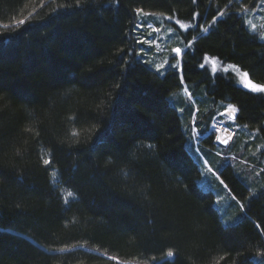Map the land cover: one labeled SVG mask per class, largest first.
I'll use <instances>...</instances> for the list:
<instances>
[{
    "label": "trees",
    "instance_id": "1",
    "mask_svg": "<svg viewBox=\"0 0 264 264\" xmlns=\"http://www.w3.org/2000/svg\"><path fill=\"white\" fill-rule=\"evenodd\" d=\"M259 5L0 0V264H264V94L200 67L215 57L264 85V39L245 24ZM135 9L189 24L179 67L146 64ZM183 83L193 103L171 104ZM213 120L257 133L221 145ZM200 156L237 221L214 180L199 185Z\"/></svg>",
    "mask_w": 264,
    "mask_h": 264
},
{
    "label": "rangeland",
    "instance_id": "2",
    "mask_svg": "<svg viewBox=\"0 0 264 264\" xmlns=\"http://www.w3.org/2000/svg\"><path fill=\"white\" fill-rule=\"evenodd\" d=\"M251 12L245 13V24L248 30L259 33L260 39H264V20L259 21V23H256V18H261V14H264V6L259 5V7L257 8V13L256 11L252 13ZM139 15L140 23H142L141 25L146 28V33L148 34L147 37L143 39L142 44L144 45V47L146 46L151 48V54H149L148 52L149 59L145 60L146 64L161 75H163L169 69V67H173L174 64L179 67L182 51L179 54V49L178 47L174 46L176 45L174 41L176 40V36H179V39H182L179 33L180 31L188 30L190 27L189 24L182 22L177 24L174 20L168 19L165 16H162V18L160 16L150 15L144 12L140 13ZM180 25L181 27H184L185 25L187 27L181 28ZM252 25H256V27L253 28ZM173 50H176L178 55L175 54ZM202 64L213 75L215 73L221 72L233 74L235 77V82L239 87L248 91L257 92L253 91L250 88L254 87L253 84L255 83H253L247 76V73L241 70L238 66L230 63H223L217 58L211 56H205L202 60ZM159 65H163V67L157 68ZM259 93L264 94V92ZM180 98L185 100L183 101L185 103H193V97L189 93L187 85L184 83L182 89L179 90V93L175 95L173 94L171 96L170 103L174 104V101ZM234 110L232 106H227V109L223 113L226 118L225 120H234V113L232 112ZM232 130L236 132V135L233 138V142L240 141L242 136L245 134L248 136L250 134V138H252L257 133L256 131L248 130L246 126H242L236 123H234ZM192 133L193 145H196L197 133L194 131V129L192 130ZM232 135L233 132L231 131V136ZM231 136L230 138H232ZM195 149L197 150V147H195ZM197 151L199 152V150ZM200 157L202 160L201 162L203 178L199 181V185L204 189H213L212 185L214 184V182H216L214 184L216 185L214 187L215 189L213 190L215 194L214 204L219 210L222 222L224 224H230L237 221L240 216V213L235 212V207L233 204L234 199L229 189L225 186L219 176H215L218 182L212 177V175L210 174L211 170L209 171L210 167L208 166V164H205L206 160L203 156Z\"/></svg>",
    "mask_w": 264,
    "mask_h": 264
},
{
    "label": "built area",
    "instance_id": "3",
    "mask_svg": "<svg viewBox=\"0 0 264 264\" xmlns=\"http://www.w3.org/2000/svg\"><path fill=\"white\" fill-rule=\"evenodd\" d=\"M210 130L213 131L215 133V135L217 136V139H221L219 142L221 144H226L231 136V130H229L227 127H225L224 125H222L221 123H219L216 120H213L210 124ZM229 131V135L227 136V132Z\"/></svg>",
    "mask_w": 264,
    "mask_h": 264
},
{
    "label": "snow or ice",
    "instance_id": "4",
    "mask_svg": "<svg viewBox=\"0 0 264 264\" xmlns=\"http://www.w3.org/2000/svg\"><path fill=\"white\" fill-rule=\"evenodd\" d=\"M261 5L264 6V0H261ZM135 11L137 12V14H139L142 10H141V9H135ZM176 23L179 24L180 22L177 20ZM180 27H181V25H180ZM185 27H187V26L185 25L184 27H181V28H185ZM252 27L255 28L256 25H252ZM178 49H179V54H180L181 49H180V48H178ZM173 51H174L175 54L178 55V53H177L176 50H173ZM161 67H163V65H159L157 68H161ZM200 67L203 68L204 65L202 64V65H200ZM228 70H229V69H228ZM247 76H248V73H247ZM253 85H254V87H250L253 91L264 92V85H259V84H253ZM216 137H217V136H216ZM216 140H217V141H220L221 139H217V138H216ZM205 164H207V161H205ZM50 165H51V161L48 159V160L46 161L45 166H50ZM210 170H211V169L209 168V171H210Z\"/></svg>",
    "mask_w": 264,
    "mask_h": 264
},
{
    "label": "crops",
    "instance_id": "5",
    "mask_svg": "<svg viewBox=\"0 0 264 264\" xmlns=\"http://www.w3.org/2000/svg\"><path fill=\"white\" fill-rule=\"evenodd\" d=\"M230 110H232V109H230ZM233 110H234V108H233ZM234 114H236V112H235V110L234 111H232ZM224 113V112H223ZM232 117V116H231Z\"/></svg>",
    "mask_w": 264,
    "mask_h": 264
},
{
    "label": "bare ground",
    "instance_id": "6",
    "mask_svg": "<svg viewBox=\"0 0 264 264\" xmlns=\"http://www.w3.org/2000/svg\"><path fill=\"white\" fill-rule=\"evenodd\" d=\"M225 131H226V130H225ZM226 132H227V136H228V135H229V131L227 130Z\"/></svg>",
    "mask_w": 264,
    "mask_h": 264
}]
</instances>
